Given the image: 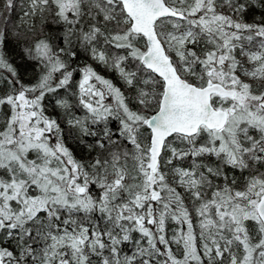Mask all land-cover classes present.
<instances>
[{"label": "snow or ice", "instance_id": "6c2138e0", "mask_svg": "<svg viewBox=\"0 0 264 264\" xmlns=\"http://www.w3.org/2000/svg\"><path fill=\"white\" fill-rule=\"evenodd\" d=\"M0 264H264V0H0Z\"/></svg>", "mask_w": 264, "mask_h": 264}]
</instances>
